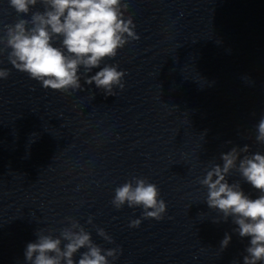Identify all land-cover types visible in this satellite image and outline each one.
I'll list each match as a JSON object with an SVG mask.
<instances>
[{"label":"clouds","instance_id":"clouds-1","mask_svg":"<svg viewBox=\"0 0 264 264\" xmlns=\"http://www.w3.org/2000/svg\"><path fill=\"white\" fill-rule=\"evenodd\" d=\"M37 4L43 11L32 12ZM8 5L21 18L14 24L5 25L6 34L0 36V53L8 52L10 64L39 81L45 89L67 94L80 90L81 74L84 75L110 58L130 40H138L135 24L125 12L129 5L122 0H8ZM60 40V46L55 42ZM119 65L105 64L85 83L95 84L106 96H115L114 88L124 89L125 71ZM7 69H0V79H7ZM258 142L264 143V117L257 125ZM230 143V142H229ZM244 154L241 158V154ZM249 146L233 147L221 154L222 166L215 164L199 181L207 187L206 203L209 208L222 213V220L232 218L233 229L241 238H250L243 256V264H264V154L248 155ZM236 170L242 179L260 195L252 199L242 190L239 181L229 183L227 177ZM116 209L127 204L130 208L142 207L144 219L163 218L167 205L160 198V189L144 177H132L115 189L111 201ZM67 226L59 230V236L43 229L37 231V240L27 245V264H111L109 258L117 259L119 249H103L93 242L91 234L74 218H67ZM220 219L214 222L219 223ZM88 223H92L91 217ZM140 219L130 222L138 227ZM97 233L112 243L103 230ZM231 236L225 234L221 249L227 248ZM85 249V251H80ZM79 253V259H74Z\"/></svg>","mask_w":264,"mask_h":264}]
</instances>
